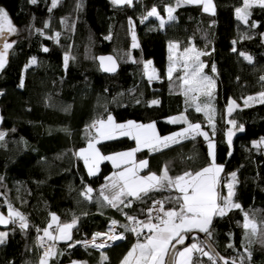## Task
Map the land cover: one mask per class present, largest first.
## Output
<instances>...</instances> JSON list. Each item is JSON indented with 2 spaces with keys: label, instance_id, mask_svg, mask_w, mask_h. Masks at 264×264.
<instances>
[{
  "label": "trees",
  "instance_id": "1",
  "mask_svg": "<svg viewBox=\"0 0 264 264\" xmlns=\"http://www.w3.org/2000/svg\"><path fill=\"white\" fill-rule=\"evenodd\" d=\"M214 3L213 14L204 12L198 4L176 7V0H136L132 5L114 4L112 0H58L55 8L51 0H37L36 4L31 0H0V8L8 12L17 29L7 63L0 70V132L5 133L0 140V209L9 215L11 204L28 224L21 228L12 221L6 229L7 238L0 244V264H39L37 229L47 227L52 213L60 223H71L76 218L77 224L71 240L55 241L54 251L58 254L50 257L48 264L74 260L120 264L136 243L133 232L123 228L125 240L106 249L107 259L102 262L101 251L76 242L109 230L113 220L124 222L125 214L147 221V210L156 199H162L166 207L176 206L173 198L179 193L174 189L153 191L140 199L127 198L125 203L130 200V207L109 206L100 190L115 168L106 160L99 172L90 176L84 160L76 155L96 136L90 127L93 122L109 114L117 122H156L162 135L186 125L167 120L182 113L189 121L209 127L204 113L187 105L176 80L168 78L171 42H177L180 48L193 44L209 53L203 55V60L217 82L218 115L213 135L216 161L224 166L223 176L236 173L234 200L241 205V209L213 219L209 239L222 255L241 264L248 243L244 214L264 232V145L254 144L264 140V104L239 107L229 114L237 127L243 126L234 137L233 147L226 140L225 106L230 98L241 100L264 90V8L254 5L245 23L236 14L243 0ZM167 5L176 7L175 19L164 27L156 16L145 19L153 7L160 17H166ZM253 22L256 27L251 26ZM132 26L137 47H133ZM106 53L113 54L120 63L115 75L104 73L99 66L97 57ZM245 54L252 60H247ZM32 57L36 64H30ZM147 60H152L159 79L146 76ZM154 99L160 103L152 105ZM136 145L129 136L98 143L105 155ZM137 158L148 161L143 174H160L167 165L171 177L211 163L208 141L199 135L157 151L141 149ZM221 184L224 193V180ZM89 186L94 190L90 200L82 195ZM105 195H109L107 190ZM249 235L256 242L251 245V261L245 259L244 264H264V245L251 237L250 230ZM200 245L204 247L201 241ZM193 264L220 263L196 253Z\"/></svg>",
  "mask_w": 264,
  "mask_h": 264
},
{
  "label": "snow or ice",
  "instance_id": "2",
  "mask_svg": "<svg viewBox=\"0 0 264 264\" xmlns=\"http://www.w3.org/2000/svg\"><path fill=\"white\" fill-rule=\"evenodd\" d=\"M114 4H132V0H112ZM32 4H36L37 0H31ZM58 4V0H51L52 8H55ZM182 4H198L203 6L204 12H212L214 14L215 7L212 0H176V7ZM258 5L264 8V0H243V8H237V18L248 23V17L250 16V9ZM176 7L172 5L165 6L167 12V19L169 21L174 20L173 13ZM51 11V8L49 9ZM152 16H159V12L156 7H153L148 13L145 19ZM130 20V24H131ZM165 20L160 18V26L164 27ZM48 25L46 24L45 27ZM252 27H256V22H253ZM17 29L12 24L9 18L8 12L4 8H0V42H3V48L0 49V69H2L7 63V50L12 47V43L7 42V36L15 33ZM38 32H42L41 29H37ZM59 36V33L56 34ZM133 40L135 41V33L133 32ZM14 43V42H13ZM133 43V47H137ZM174 47H178V44H169V50ZM44 51H48L47 48ZM235 51V49H233ZM206 52L196 51L194 48H185L183 52L184 60V75L178 79L181 82L180 87L183 90V95L186 97V104H195V110L197 112H204L208 119V123L212 126V135L215 134L214 113L215 109L212 106L213 89L215 81L204 73L205 64L201 61L200 57L208 55ZM241 55H244L241 53ZM251 61V56L245 57ZM65 65H67L68 57L65 56ZM107 59L111 60V57ZM171 61V57L169 58ZM101 62L105 60V57H100ZM36 58L32 57L30 64H36ZM151 62H149L150 64ZM106 71H115L113 67L106 68ZM175 71L172 64H169L167 75L169 80L172 79V74ZM215 65L212 66V72H215ZM153 77L150 76L151 80ZM158 78V77H157ZM264 80V76L261 77ZM21 87H23V80L21 81ZM203 96L207 99V103L201 106L199 101ZM258 100L259 103L264 104V92H260L257 96H249L244 100V105L250 106L249 101ZM159 100H152V105H158ZM235 101H230L228 106V113L231 114L234 110ZM2 119V117H0ZM169 122L172 124L183 122L187 127L182 131L172 133L169 136L161 137L155 131V122L150 124H138L135 121H127L126 123H116L114 117L109 114L107 119H99L93 122L90 126L96 131V136L89 139L87 148H82L76 155L83 158L84 163L88 169L90 176L96 175L99 172V165L102 161H111L113 166L120 168L124 165L122 171L113 172L109 177H105L106 183L101 186L100 196L103 197V201L113 208H119L120 205L130 207L131 202L126 204L127 198L140 199L147 196L153 191H160L163 189H174L179 195L174 197L176 206L169 209H165L164 201H154L153 207L147 210V221L138 220L136 217L127 216V219L132 222V226L123 225L126 231L136 233L138 236L143 233L144 229H147V235H145L143 242L139 239L129 252L124 256L121 264H193V256L198 253L201 256H207L209 260L215 259L211 254V246L206 251L199 243H193L187 246L183 251H176L177 244H184L186 234L192 232L194 229L199 230L211 238L213 235V219L215 217H223L228 211L232 209H241L239 203L233 201V188L236 182V173H231L232 182L227 184L228 194L222 196L218 192V186L220 184V173L223 171L224 166L218 165L215 162V144L211 140L209 133L202 130L200 123H191L187 116L180 115L179 117H171ZM229 124L236 126L235 120H229ZM119 131L122 136H131L136 140L137 147L128 152L115 153L113 155H102L96 145L101 140H110L114 138L113 133ZM237 130L243 131V126L237 127ZM5 133L0 132V140H3ZM203 136L208 141L209 156L211 157V163L206 167H203L196 171H185L182 175L171 177L169 175L168 166L165 165L162 169V173L157 175L154 172H150L146 176H141L140 169L148 166L147 160H142L137 164L134 160V155L137 151H140L141 146L147 147L152 151H157L161 147H169L170 144L178 143L181 139L195 138L196 136ZM234 132L232 129L228 131V143L231 145L232 136ZM264 142V140H262ZM255 143V142H254ZM131 165V166H128ZM109 192V195H105V191ZM94 190L89 186L86 187L82 195L87 199H92V192ZM167 199V198H166ZM9 218L15 222L14 218H18L21 228H27L26 217L19 211L12 208L9 204ZM157 214L153 216V212ZM127 215V214H125ZM155 221V222H153ZM8 221L4 216L0 214V224H5ZM118 222L113 220L112 225L115 226ZM77 224V219L74 218L71 223H60L59 217L55 214H51V222L43 229V236L39 237L40 246L44 248L43 255L40 258L39 264H48L50 257L56 255L52 245H45V238L48 241L57 240H71L70 230ZM55 226V228L53 227ZM245 240L248 241L245 247L246 257H241V264H244V260L251 261L252 252L251 245L256 242L251 237H255L259 240L261 245H264V232H261L257 224L249 218L248 214H244ZM40 231V229H37ZM58 232V235H54L53 232ZM110 232L114 229L110 227ZM101 236H108L110 240L123 239V234L108 235V233H95L93 235L91 246L102 248L104 244H97V238ZM6 233L0 232V244L4 243ZM76 243H84L87 247L88 241H77ZM74 244H69V247H73ZM228 247H233L229 244ZM107 259V257H104ZM221 259H224L221 257ZM77 264V262H73ZM224 264H228L225 260ZM235 264V260L232 261Z\"/></svg>",
  "mask_w": 264,
  "mask_h": 264
},
{
  "label": "rangeland",
  "instance_id": "3",
  "mask_svg": "<svg viewBox=\"0 0 264 264\" xmlns=\"http://www.w3.org/2000/svg\"><path fill=\"white\" fill-rule=\"evenodd\" d=\"M212 3H213V5H214V7H215V3H214V0H212ZM174 7V6H173ZM240 8H243V6L242 7H240ZM215 12V11H214ZM209 13H212V12H209ZM156 17H158L159 18V20H160V16H156ZM164 20H165V23L167 22V21H169L168 19H167V16L166 17H162ZM249 18V17H248ZM133 32L135 33V41L133 40V43H135V44H137V35H136V32H135V29H134V26H132V36H133ZM12 35H13V33L12 34H9L8 36H7V42H9V43H12ZM171 43H173V44H178L177 42H171ZM3 48V42H0V49H2ZM185 48H194L196 51H199V52H202V51H200V50H198L193 44H189L188 46H186V47H184V48H180L179 47V44H178V47H174L171 51L169 50V55H170V57H171V61H170V63L172 64V66L174 67V69H175V71L173 72V74H172V79L171 80H173L174 81V79L176 80V82H177V86L179 87V89L181 90V92L183 93V90L181 89V87H180V81H179V77L180 76H182V75H184V65H183V60H184V56H183V52H184V49ZM9 50V49H8ZM8 50H7V57H8ZM67 56V55H66ZM245 56H249L248 54H245ZM68 57V56H67ZM200 59H201V61L206 65V62L203 60V56H201L200 57ZM149 62H151L150 64H149ZM168 67H169V65H168ZM1 70V69H0ZM145 71H146V76L149 78L150 76H152L153 78L151 79V80H154V79H159V76H158V73H157V70L155 69V67H154V64H153V62H152V60H147L146 61V63H145ZM204 73L206 74V75H208V76H210L214 81H215V85H214V89H213V99H212V106L214 107V109H215V111H214V113H212V115H213V117H214V124H215V131H216V127H217V115H218V111H217V108H216V104H215V99H216V86H217V82H216V78H215V76H214V74H212V73H209L207 70H206V66H205V68H204ZM158 77V78H157ZM252 96V95H251ZM249 97V96H248ZM247 97H245V98H242L241 100H237V99H234V98H230V100H229V102L230 101H235V105L236 106H234V110L236 109V108H239V107H245V105H244V100L246 99ZM197 102H199L200 104H201V106L203 107V105L205 104V103H207V99L205 98V97H203V96H201L200 97V99H199V101H197ZM229 102L226 104V106H225V112H226V115H225V119H224V121H225V124H226V127H225V129H226V131H225V134H226V140H227V142H228V131H229V129H232V131L234 132V135L232 136V143H231V145H230V147H233V140H234V137H235V135H236V133H238V132H240L239 130H237V126H234V125H232V124H229L228 123V121L229 120H231L230 118H229V113H228V106H229ZM255 103H259L258 102V100H254V101H249V105H251V104H255ZM187 105H189V106H193L194 108H195V104L194 103H192V104H187ZM204 113V112H203ZM183 115H185V116H187L186 115V113H182ZM182 114H180V115H182ZM180 115H174V116H171V117H179ZM205 115V114H204ZM0 117H1V112H0ZM171 117H169L167 120L169 121V119L171 118ZM188 118V117H187ZM1 120L2 119H0V124H1ZM189 120V119H188ZM207 121H208V119H207ZM127 122V121H126ZM191 122V121H190ZM123 123H125V122H123ZM136 123H138V124H145V125H147V124H150V123H153V122H148V123H140V122H136ZM180 123H182V122H180ZM191 123H194V122H191ZM209 124V123H208ZM202 126V125H201ZM185 127H187V125H185V126H183V127H181L180 129H178V130H175V131H173V132H170V133H168V134H164V135H162V134H160L159 133V130H158V127H157V124H156V122H155V131H156V133L159 135V136H161V137H164V136H169V135H171L172 133H176V132H180V131H182L183 130V128H185ZM202 130L203 131H206V132H208L209 133V136H210V138H211V140L213 141V143L215 144V162H216V164H218V165H221V164H219V163H217V161H216V141H215V139L213 138L214 136L212 135V126L209 124V127L208 128H205V127H203L202 126ZM113 135H114V138H117V137H121L122 135H120V133H119V131H116V132H114L113 133ZM129 137H131V136H129ZM132 138V137H131ZM255 143L254 144H256V145H259V144H262L263 142H262V140H259V141H254ZM229 144V143H228ZM171 145V144H170ZM137 147V145L134 147V148H136ZM134 148H131V149H127V150H124V151H121V152H128V151H131L132 149H134ZM145 148H147V147H143V146H141V149H145ZM162 148V147H161ZM140 149V150H141ZM138 152V151H137ZM137 152L135 153V155L137 154ZM115 153H120V152H114V153H111V155L112 154H115ZM223 172H224V168H223V171L220 173V184H219V186H218V192L220 193V195H222V196H227V194H228V189H227V184L228 183H231L232 182V178H231V173L230 174H228V175H222L223 174ZM233 173V172H232ZM224 178V179H223ZM222 180H224V185H225V192L224 193H222V186H221V182H222ZM236 184H237V175H236V182H235V184H234V188H233V192H235V186H236ZM233 201L235 202V203H238V202H236L235 200H234V195H233ZM255 222V221H254ZM256 223V222H255ZM63 224V223H62ZM257 224V223H256ZM0 232H2V233H6V237H5V240H6V238H7V231H6V229H1L0 228ZM72 232H73V228L70 230V235H71V238H72ZM57 235H58V232H57ZM4 240V241H5ZM59 242H67V241H69V240H58ZM137 242V241H136ZM141 242H143V241H141ZM193 243H199L200 244V241L199 240H195V241H193L191 244H193ZM191 244H189L188 246H190ZM187 247V246H186ZM185 248V247H184ZM183 248V249H184ZM183 249H181L180 251H183ZM101 253H102V255H103V251H101ZM75 262H77V264H84L81 260H74ZM74 261H72V262H69V263H65V264H73V262Z\"/></svg>",
  "mask_w": 264,
  "mask_h": 264
},
{
  "label": "water",
  "instance_id": "4",
  "mask_svg": "<svg viewBox=\"0 0 264 264\" xmlns=\"http://www.w3.org/2000/svg\"><path fill=\"white\" fill-rule=\"evenodd\" d=\"M135 1L136 0H132V4H134ZM132 4H130V5H132ZM100 57H105V60L103 62H101ZM108 57H111V60L107 59ZM97 61L99 63L101 70L108 75H115L120 69V63L118 62V60L116 59V57L113 54H110V53L101 54L97 57ZM113 62H114V66H115V71H106L105 70L106 68L113 67ZM0 214H2L5 218V220L8 221L5 224H0V228L1 229H9V227L12 224V219H10L9 215H7L1 209H0ZM195 240H200L207 250H208V247L211 246V249H212L211 254L215 257V259L218 263L224 264V261L227 260L228 264H232L233 259L227 258L226 256L222 255L218 251V249L215 247V245L211 242L209 237H207L205 233L200 232L199 230H193L192 232L187 233L184 244H177L175 250L180 251L181 249L188 246L189 244H191ZM221 257L224 259H221ZM235 264H240V263L238 261H235Z\"/></svg>",
  "mask_w": 264,
  "mask_h": 264
},
{
  "label": "built area",
  "instance_id": "5",
  "mask_svg": "<svg viewBox=\"0 0 264 264\" xmlns=\"http://www.w3.org/2000/svg\"><path fill=\"white\" fill-rule=\"evenodd\" d=\"M154 201H163V200H162V199H156V200H154ZM154 201H153V202H154ZM153 202L151 203V207H153ZM164 207H165L166 210L169 209V207H166L165 203H164ZM170 208H171V207H170ZM156 214H157V213L154 211V212H153V216H155ZM127 216H133V217H136L138 220H141L140 217H139L138 215H135V214L129 215V214H127V215H124V217H125V221H124V222H118V221H117L118 223H117L115 226H113V225L111 224L110 227H112V228L114 229L113 232H110L109 230H106V231H98L99 233H108L109 236H110V235H113V234H116V235L123 234V236H124L123 239H119V240H115V241H113V240L108 239V236H101V237L97 238L96 243H97V244H104L105 246L102 247V248H97V247H93V246H91V243H90V242L92 241L93 235H94L95 233H94L91 237H89V238L81 239V240H78V241H81V242H83V241H88V242H89L88 247H92V248H94V249H96V250H98V251H105L106 249L110 248L111 246H113V245H115V244H117V243H119V242L125 240V238H126V233H125V230L123 229V228H124L123 225H128L129 227L132 226V222L129 221V220L127 219ZM141 221H142V220H141ZM153 222H155V221H153ZM15 224H17L18 226H20V221H19V219H16V220H15ZM54 228H55V227H54ZM96 233H97V232H96ZM53 234L56 235V232L54 231ZM147 234H148V233H147V229H144L143 233H141L139 236H138L136 233L133 232V235H134V238H135L136 241H137L138 239H139L140 241H143L145 235H147ZM41 236H43V230L37 232V246H38V248L40 249V253H41V256H42V255H43V252H44V248H42V247L40 246V242H39V239H38V238L41 237ZM76 244H80V245H82V246H85L84 243H76ZM45 245H46V246H47V245H52L53 248H54V246H55V242H53V241H48L47 238H45ZM41 256H40V258H41Z\"/></svg>",
  "mask_w": 264,
  "mask_h": 264
},
{
  "label": "crops",
  "instance_id": "6",
  "mask_svg": "<svg viewBox=\"0 0 264 264\" xmlns=\"http://www.w3.org/2000/svg\"><path fill=\"white\" fill-rule=\"evenodd\" d=\"M260 92H264V90L263 91H260ZM260 92H258V93H254V94H251L252 96H257ZM251 95H248V96H251ZM247 96V97H248ZM256 104V103H255ZM251 105H253V104H251ZM107 119V118H106ZM106 119H104V120H106ZM115 120V119H114ZM132 121V120H131ZM115 122L116 123H123V122H117L116 120H115ZM126 123V122H125ZM118 131V130H117ZM101 141H103V140H101ZM259 145H264V142L262 143V144H259ZM87 146H88V143L83 147V148H87ZM96 147L99 149V147H98V144L96 145ZM163 148V147H162ZM82 149V148H81ZM149 149V148H148ZM161 149V148H160ZM80 150V149H79ZM99 151H100V149H99ZM79 152V151H78ZM120 153H121V151H119ZM100 153L102 154V155H105V154H103L101 151H100ZM108 155H111V153L110 154H107V155H105V156H108ZM113 155V154H112ZM80 157V156H79ZM80 158H82V157H80ZM83 159V158H82ZM134 160H135V162L137 163V164H139V162L140 161H142V160H146V159H138L137 158V154L136 155H134ZM106 161V160H105ZM108 161V160H107ZM104 161H102L101 163H100V165H99V169H100V166H101V164L103 163ZM111 164H112V162L111 161H109ZM113 165V164H112ZM128 166H131V165H128ZM114 167V166H113ZM125 166L124 165H121V167L120 168H116V167H114L115 168V170H114V172H119V171H122L123 170V168H124ZM144 169H146V168H142V169H140V175L141 176H146V175H148V174H143L142 173V171L144 170ZM162 173V172H161ZM160 173V174H161ZM113 174V173H112ZM160 174H157V175H160ZM223 175V174H222ZM222 183V182H221ZM221 186H222V184H221ZM224 189H225V185H224ZM51 222V221H50ZM194 230H196V229H194ZM56 235H57V232H56ZM58 241V240H57ZM104 252V251H103ZM104 257H106V254L105 253H103V255H102V258H101V262L102 261H104L105 259H104ZM49 262V261H48ZM84 263V262H83ZM121 264V263H120Z\"/></svg>",
  "mask_w": 264,
  "mask_h": 264
}]
</instances>
